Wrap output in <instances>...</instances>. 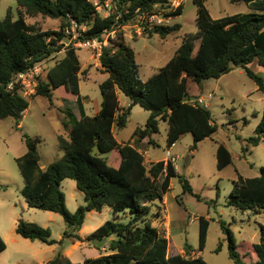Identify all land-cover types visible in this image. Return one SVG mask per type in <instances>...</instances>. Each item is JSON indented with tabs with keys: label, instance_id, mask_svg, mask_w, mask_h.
I'll list each match as a JSON object with an SVG mask.
<instances>
[{
	"label": "trees",
	"instance_id": "trees-1",
	"mask_svg": "<svg viewBox=\"0 0 264 264\" xmlns=\"http://www.w3.org/2000/svg\"><path fill=\"white\" fill-rule=\"evenodd\" d=\"M24 15L42 16L60 21L57 31L41 30L27 24L24 15L12 19L6 14L0 20V121L13 118L17 126L29 107V100L7 89L13 77L26 72L36 65L45 66L52 56L62 48L66 38L65 29L74 21L78 27H85L83 39H94L103 31L112 30L131 20L135 11L139 13L165 12L166 15L179 17L183 12L180 4L175 10H169V0H111L112 13L101 18L96 6L88 0H14ZM207 0H192L196 6L197 31L187 33L174 56L157 73L142 81L135 53L121 34H117L108 47L102 49L100 66L107 79L99 84L101 103L99 111L89 117L84 115L80 103V63L74 48L66 47L64 55L36 78L35 97H43L52 105L53 92L59 89L76 98L80 117L68 109L62 122L67 129V138L57 136L58 150L62 156L50 163L46 169H40L39 137L23 135L26 152L15 159L19 175L23 181L20 195L29 208L52 212L60 215L67 227L63 238L73 237L79 240L85 216L88 212H101L108 207L113 214L126 215V223L106 221L98 227L86 241L101 243L112 238L107 254L85 259L82 264H208L200 256L191 258V251L184 247L185 256L168 255V241L153 226L149 202L154 200L152 190L158 180L162 194L170 190V181L179 177L184 190L192 193L188 181L176 174L174 167L158 161L146 167L137 152L139 142L159 132V122L167 123L166 145L170 147L181 136L189 134L193 139L190 151L197 144L211 138L216 133L209 109L193 106L190 100L202 95L204 82L219 79L235 68H241L255 83L258 91L264 93V79L248 69V65L257 61L264 68V0H230L232 3H244L253 12L213 19L204 3ZM127 12V13H126ZM181 29L180 25L156 27L148 37L158 35L165 39ZM61 43V44H58ZM47 67V66H45ZM195 91L190 95L188 86ZM118 93L129 101L126 109L120 108ZM34 99V98H33ZM139 106L149 112L143 127L137 128L130 142L118 143L114 129L126 127L130 110ZM264 140V116L258 123L254 136L245 140L243 151L248 146L257 147ZM112 151L118 154L116 168L107 164L104 156ZM216 169L223 171L232 165V156L228 149L217 145ZM72 180L76 188L84 195V205L70 213L65 206V195L61 191L63 180ZM1 190V185H0ZM226 206L236 211H250L254 214L264 212V166L259 176L243 178L237 174L232 182ZM162 208L153 214V219L162 218ZM198 252L206 243L208 221L198 219ZM227 236L228 257L232 264H264V225H259L260 242L249 243L251 259L246 261L237 253L233 234L229 228H223ZM16 235L23 239L40 241L48 246L56 244L50 239L48 228L19 220ZM6 245L0 237V253ZM217 248V252L219 251ZM46 264L73 263L58 252Z\"/></svg>",
	"mask_w": 264,
	"mask_h": 264
},
{
	"label": "rangeland",
	"instance_id": "rangeland-1",
	"mask_svg": "<svg viewBox=\"0 0 264 264\" xmlns=\"http://www.w3.org/2000/svg\"><path fill=\"white\" fill-rule=\"evenodd\" d=\"M88 1L96 6L101 18H106L112 13L111 0ZM173 1L169 0L170 6ZM180 2L183 12L173 21L172 26L180 25L181 29L165 39H161L158 35L148 37L149 32L153 30H146L140 36L135 35L132 30L116 32V35L119 33L123 36L125 43L134 51L142 81L157 73L174 56L185 34L197 31L196 6L192 0ZM204 5L213 19L253 12L249 5L232 3L230 0H207ZM8 13L12 19H16L19 14L24 15L23 10L14 0H0V20H3ZM24 17L27 24L41 30L57 31L59 28L58 20L42 16L24 15ZM74 32L81 35L85 32V27H77ZM138 37L141 38L137 39ZM61 43L63 48L45 62L47 67L43 68H48L61 59L64 49L72 44L67 35ZM76 53L81 70L85 69L80 71L81 109L84 115L91 116L94 105L99 106L101 102L99 84L108 75L102 72L100 61L91 58L90 52L79 49ZM247 67L264 79V68L260 67L256 60ZM188 91L190 95L195 93L191 84L188 86ZM209 92L213 94V99L208 109L216 126V133L211 138L198 143L193 151H190L193 145L191 135H183L170 151L172 156H179L176 162L178 175L188 181L192 193L184 190L179 177H174L171 179L169 192L164 195L159 188V179L151 192L154 200L148 205L151 209L150 218L155 226L158 223L153 219V214L159 207L167 209L171 218L173 226L168 255L179 254L185 245L191 251L198 252V219L203 217L209 219L208 230L205 247L199 252V256L208 264H232L228 257L227 236L223 228L231 230L237 253L241 258L246 255L243 258L246 261L251 259L248 245L260 242L259 225H264V212L260 214L250 211L241 212L226 206L237 173L243 178L257 177L260 168L264 166V140L257 147L249 145V150L243 151L247 144L245 140L254 136V131L264 116V93L258 91L255 83L241 68H235L219 79L205 81L202 96H206ZM52 97V105H49L43 97L32 95L26 98L29 100V107L24 112L19 126L13 118L0 121V237L6 245L5 250L0 253V264H39L51 259L58 252L69 249L71 243H66L67 239H71L70 241L75 239L69 237L60 245L59 241L67 230L62 217L56 213L29 208L20 195L23 181L15 159L26 151L23 135L41 139L38 145L40 166L46 167L62 156V152L58 150L57 136L67 138V129L62 126L65 110L68 109L78 115L79 110L73 95L59 89L53 92ZM118 97L120 106L126 109L129 101L121 93H118ZM148 117L149 112L139 106L132 107L126 127L122 130L114 129L116 140L119 143L130 142L135 145L131 142L132 134L137 128L144 126ZM167 128V123L160 121L159 132L152 136V141L149 143L141 141L136 146L138 149L147 150L151 161L163 160L165 157ZM218 144L225 146L232 156V165L223 171L216 169L215 153ZM117 157L116 151L104 156L107 164L114 168L118 165ZM186 157H189L188 162H185ZM145 165L149 167V164ZM60 188L65 195L66 209L70 213H74L79 206L84 205V195L76 188L74 181L63 180ZM19 220L48 228L51 233L50 239L56 244L48 246L40 241L31 242L16 235L15 229ZM106 221L126 223L127 218L122 213L113 214L108 207L103 208L101 212H88L79 236L83 239L87 238ZM101 247L102 245L94 243L87 245L90 254L88 251L83 253L77 250L70 256V260L73 263H83L85 259L107 254V245L103 246L102 250ZM218 247L220 249L217 252ZM181 254L185 256V251ZM188 256L195 257L191 253Z\"/></svg>",
	"mask_w": 264,
	"mask_h": 264
},
{
	"label": "built area",
	"instance_id": "built-area-1",
	"mask_svg": "<svg viewBox=\"0 0 264 264\" xmlns=\"http://www.w3.org/2000/svg\"><path fill=\"white\" fill-rule=\"evenodd\" d=\"M180 1L181 0H174L171 3L169 10H175L180 5ZM166 14L167 13L165 12L139 13L138 10H136L131 20H129L126 24L117 26L112 30H105L100 37L94 39H83L81 35L76 34L74 29H76L78 26L74 21H70V25L65 29L64 32L67 36H69V41L72 43L70 47L76 50L85 49L86 51L90 52L92 59H97V61H100L102 49L110 45V43L115 39L117 31L128 30L130 32L132 30L135 35L140 36L146 30H152L156 27H170L177 17ZM42 68V65H36L26 72L15 75L11 83L8 84L7 89L13 91L14 88H16L17 94L22 98L26 99L31 97L36 92V78L42 73ZM212 99L213 94L209 92L206 94V96L201 95L198 98L190 100L189 103L195 107L199 106L204 109H208L209 103ZM174 146L175 143H173L170 147H167V150L165 151V157L163 160L165 164L162 172L163 175L166 174V166L168 164L172 165L176 171V162L179 159V156H172L170 152ZM137 152L143 158L144 164L151 165L147 150L140 149L137 150Z\"/></svg>",
	"mask_w": 264,
	"mask_h": 264
},
{
	"label": "crops",
	"instance_id": "crops-1",
	"mask_svg": "<svg viewBox=\"0 0 264 264\" xmlns=\"http://www.w3.org/2000/svg\"><path fill=\"white\" fill-rule=\"evenodd\" d=\"M139 38H141V37H138L137 39H139ZM81 67V66H80ZM85 69H82L81 71H84ZM107 79V78H106ZM105 79V80H106ZM103 82V81H102ZM79 88H80V85H79ZM80 95H81V93H80ZM118 100H119V97H118ZM101 103V102H100ZM119 106H120V102H119ZM120 108H123V107H121L120 106ZM99 109H100V105L98 106V104H95L94 105V108H93V110H92V112H93V115H95L98 111H99ZM124 109V108H123ZM75 115V114H74ZM93 115H91V116H93ZM23 116H24V114H23ZM22 116V117H23ZM86 116H88V115H86ZM91 116H89V117H91ZM75 117L76 118H79L80 117V112L78 111V115H75ZM21 123H19L18 124V126L20 125ZM114 133V132H113ZM115 137V136H114ZM182 137V136H181ZM180 137V138H181ZM116 139V138H115ZM117 141V140H116ZM148 140L147 139H145V140H143V142H147ZM118 142V141H117ZM131 142H133L134 143V140H131ZM178 142V141H177ZM177 142L175 143V146H176V144H177ZM119 143V142H118ZM174 146V147H175ZM137 150H140V149H138L137 148ZM142 150H145V149H142ZM26 152V151H25ZM164 160V159H163ZM163 160H156V161H151L150 159H149V161L151 162V164L152 163H156V162H158V161H163ZM47 167V166H46ZM46 167H41L40 166V169H42V170H44V169H46ZM149 167H150V165H149ZM176 174H178V170H177V168H176ZM237 174H239V173H237ZM237 176V175H236ZM170 187H171V181H170ZM169 192V191H168ZM165 195V194H164ZM161 213H162V218L161 219H158L156 222L158 223V225L157 226H155L154 224H153V226H155V227H157L158 228V230H159V233L164 237V238H166L167 239V241H168V253H169V248H170V239H171V229H172V222H171V218H170V216H169V214H168V212H167V209H162L161 210ZM206 221H208L209 219H207V218H204ZM153 223V222H152ZM80 232V231H79ZM79 232H78V236H79ZM88 237V236H87ZM79 240H76V239H74V241H70L71 239H67V242L66 243H71V246L69 247V249H65V250H62V252H60L63 256H65V257H67L68 259H70V256L72 255V254H74V253H76L77 252V250H79V251H81V252H89L88 254H90V249L89 248H86L87 247V245H91V244H93V242H89V241H86V238L85 239H83V238H81L80 236H79ZM84 240V241H83ZM112 240V238H108V239H104L101 243H94L95 245L97 244V245H102V247L100 248L101 250L102 249H104L103 248V246L104 247H106V245H107V247H108V244H109V241H111ZM63 242H64V240H62V242L61 243H59L60 245H62L63 244ZM86 245V246H85ZM87 249H89V250H87ZM184 251V248H183V250H180V252H179V254L180 255H182L181 253ZM191 254L192 255H195V257H198L199 256V252H197V253H195V252H191ZM55 256V255H54ZM53 256V257H54ZM99 256V255H98ZM52 257V258H53ZM195 257H191V258H195ZM51 258V259H52ZM51 259H48L47 261H44V262H40L39 264H46L49 260H51ZM91 259V258H90ZM71 261V260H70ZM72 262V261H71ZM82 264V263H81Z\"/></svg>",
	"mask_w": 264,
	"mask_h": 264
},
{
	"label": "water",
	"instance_id": "water-1",
	"mask_svg": "<svg viewBox=\"0 0 264 264\" xmlns=\"http://www.w3.org/2000/svg\"><path fill=\"white\" fill-rule=\"evenodd\" d=\"M188 160H189V157H186L185 162H188Z\"/></svg>",
	"mask_w": 264,
	"mask_h": 264
}]
</instances>
